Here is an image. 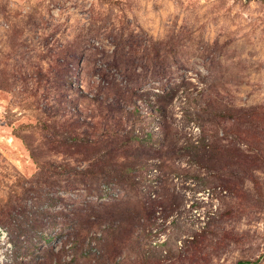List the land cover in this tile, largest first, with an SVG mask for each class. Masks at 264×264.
I'll use <instances>...</instances> for the list:
<instances>
[{
	"label": "rangeland",
	"instance_id": "obj_1",
	"mask_svg": "<svg viewBox=\"0 0 264 264\" xmlns=\"http://www.w3.org/2000/svg\"><path fill=\"white\" fill-rule=\"evenodd\" d=\"M239 262L264 264V0H0V264Z\"/></svg>",
	"mask_w": 264,
	"mask_h": 264
},
{
	"label": "trees",
	"instance_id": "obj_2",
	"mask_svg": "<svg viewBox=\"0 0 264 264\" xmlns=\"http://www.w3.org/2000/svg\"><path fill=\"white\" fill-rule=\"evenodd\" d=\"M135 157L137 159V156L136 155H135ZM131 164H133V162H129V163H126L125 164L126 165L125 166L126 171H131L133 169V167L130 166ZM126 179H127V181H129L128 178H126ZM162 204H163V202H155V203H152V205L148 206V209H149L147 211L148 217H151V215H154L156 213L155 207H157V205H162ZM238 264H249V263H247V262H239Z\"/></svg>",
	"mask_w": 264,
	"mask_h": 264
}]
</instances>
